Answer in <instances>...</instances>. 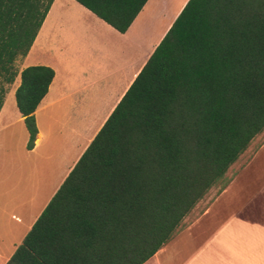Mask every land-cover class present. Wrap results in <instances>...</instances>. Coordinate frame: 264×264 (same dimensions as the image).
Segmentation results:
<instances>
[{
    "label": "trees",
    "instance_id": "16d2710c",
    "mask_svg": "<svg viewBox=\"0 0 264 264\" xmlns=\"http://www.w3.org/2000/svg\"><path fill=\"white\" fill-rule=\"evenodd\" d=\"M125 33L148 0H75ZM53 0H0V108ZM54 77L20 73L29 134ZM264 130V0H188L7 264H144Z\"/></svg>",
    "mask_w": 264,
    "mask_h": 264
},
{
    "label": "crops",
    "instance_id": "0c3cea01",
    "mask_svg": "<svg viewBox=\"0 0 264 264\" xmlns=\"http://www.w3.org/2000/svg\"><path fill=\"white\" fill-rule=\"evenodd\" d=\"M187 2L148 0L122 34L75 0H53L28 53L13 63V83L3 85L0 264L9 262ZM31 66L50 68L54 77L34 112L37 135L28 149L15 91ZM224 177L225 187L200 200L144 264H264V130Z\"/></svg>",
    "mask_w": 264,
    "mask_h": 264
},
{
    "label": "rangeland",
    "instance_id": "374dc122",
    "mask_svg": "<svg viewBox=\"0 0 264 264\" xmlns=\"http://www.w3.org/2000/svg\"><path fill=\"white\" fill-rule=\"evenodd\" d=\"M226 179H227V177H223L221 180H219L213 187H214V190L212 189H210L209 191H208V193L203 197V201L205 202V200L207 199V198H209V196H214V194H217V192H219V190L220 189H222L223 187H225V185H226V183H227V181H226Z\"/></svg>",
    "mask_w": 264,
    "mask_h": 264
}]
</instances>
